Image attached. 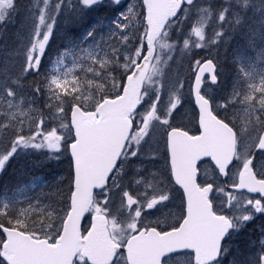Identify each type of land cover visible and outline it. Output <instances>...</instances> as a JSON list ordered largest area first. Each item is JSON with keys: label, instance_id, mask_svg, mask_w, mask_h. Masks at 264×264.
Wrapping results in <instances>:
<instances>
[{"label": "snow or ice", "instance_id": "6c2138e0", "mask_svg": "<svg viewBox=\"0 0 264 264\" xmlns=\"http://www.w3.org/2000/svg\"><path fill=\"white\" fill-rule=\"evenodd\" d=\"M0 181V264H264V0H0Z\"/></svg>", "mask_w": 264, "mask_h": 264}, {"label": "rangeland", "instance_id": "374dc122", "mask_svg": "<svg viewBox=\"0 0 264 264\" xmlns=\"http://www.w3.org/2000/svg\"><path fill=\"white\" fill-rule=\"evenodd\" d=\"M42 171H46V170H42Z\"/></svg>", "mask_w": 264, "mask_h": 264}, {"label": "trees", "instance_id": "16d2710c", "mask_svg": "<svg viewBox=\"0 0 264 264\" xmlns=\"http://www.w3.org/2000/svg\"><path fill=\"white\" fill-rule=\"evenodd\" d=\"M0 183H2V181H0Z\"/></svg>", "mask_w": 264, "mask_h": 264}]
</instances>
